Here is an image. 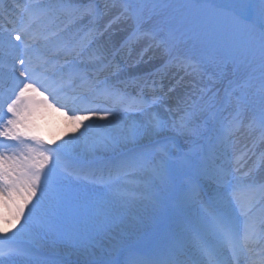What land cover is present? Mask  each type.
<instances>
[{"label":"snow or ice","instance_id":"1","mask_svg":"<svg viewBox=\"0 0 264 264\" xmlns=\"http://www.w3.org/2000/svg\"><path fill=\"white\" fill-rule=\"evenodd\" d=\"M261 5L255 15L244 0H232L227 6L205 0L175 7L165 0H112L111 6L105 3L103 9L97 0H32L19 6L15 26H0V207L11 218L0 216V222L8 225L0 226V264L31 255L30 248L18 243L19 230L7 236L22 220L25 230L36 218L45 236L70 238L85 249L91 240L90 232L99 235L110 226L105 208L77 203L67 196L63 181L74 175L78 178L74 141L53 148L31 136L28 117L36 107L55 104L67 108L77 128L84 126L81 135L93 128H104L96 124L97 119H117L114 108L139 115L138 121L122 124L115 135L100 132L91 146L128 148L106 180L101 177L109 186H117L129 169L148 170L162 180H175L179 173L172 175L169 170L167 157L171 150L163 134L172 131L203 136L200 116L214 126L207 129L215 132L212 150L217 145L227 150L233 129L244 124L248 109L244 94L238 95L235 90L227 94L225 103L234 104L227 116L224 112L228 109L216 108L214 96L205 103L193 100L176 108L169 103L185 77L195 78L201 68L190 62L179 37H191L204 45L217 43L218 37L224 38L218 24L223 17H227V38L243 48L253 71L259 72V110L253 112L249 127L258 125L264 139V0ZM169 9L170 14L162 21L153 22L160 12ZM4 11L0 0V15ZM52 13L62 14L72 25L82 27L73 36L66 35L70 32L68 25L46 33L39 24ZM104 17L109 18L101 26ZM118 25L126 26L119 45L96 47ZM124 52L129 56L136 53V63L130 67L143 64L147 70L113 83V78L119 79L125 72ZM38 96L43 99H36ZM185 166L216 186L213 198L201 199L199 183L187 193V198L199 206L210 234L223 241L235 264H264V246L254 250L250 243L256 231L264 237V179H257L252 169L242 171L238 161L232 167L217 164L207 155L200 162L182 158L180 167ZM185 183L191 184V178L186 177ZM117 195L123 198L119 190ZM215 200L225 201L238 214L221 211ZM258 205L262 214L257 218L252 211ZM192 245L202 257V264H223L221 250L209 241L197 235ZM178 256L179 252L173 253L160 264H185Z\"/></svg>","mask_w":264,"mask_h":264},{"label":"rangeland","instance_id":"2","mask_svg":"<svg viewBox=\"0 0 264 264\" xmlns=\"http://www.w3.org/2000/svg\"><path fill=\"white\" fill-rule=\"evenodd\" d=\"M220 1L224 0H206V2L215 5H219ZM226 1L230 3L228 0ZM247 1L251 10L256 14L259 13L262 5L254 0ZM2 2L5 11L0 15V26L12 29L20 11L19 6L32 2V0H2ZM39 2L48 3L50 0H39ZM51 2H54V0H51ZM97 2L103 9L105 3L111 6L112 0H97ZM165 2L171 3L175 7L188 2L201 3L205 0H165ZM170 12V9L160 12L153 22L162 21ZM108 18H103L101 26L107 22ZM218 24L220 31L224 33V38L219 39L218 37V42L212 45H204L199 40L191 37H179L180 47L190 56V62L200 65L201 68L195 78L187 76L177 86L176 92L169 101L173 108H176L178 104L183 106L184 102L190 104L193 100L205 103L214 96L216 108L228 109L224 112V115L227 116L234 104H221L225 90L233 85L240 87L243 82H246V79L252 78L256 74L259 76V72L253 71V67L250 66V58L245 55L243 48L237 47L227 38V17L221 18ZM66 25L70 27V32L66 34L68 36L76 35L82 27V25H72L66 16L58 13H52L49 18L40 22L39 27L47 33L58 31ZM125 28V25L114 27L110 33L97 42L96 47L118 46L124 38ZM13 41V43H16L15 40ZM202 52H204V56H201ZM122 57L125 72L119 79L113 78V83L118 84L120 80L126 79L129 75L141 74L142 71L147 70V66L143 64L130 67L136 63V53L129 56L127 52H124ZM118 59L121 58L118 57ZM256 85L258 86L259 83L250 85V89L241 88L236 91L238 95L244 94L247 97L248 109L243 126L233 129V134L227 142L228 148L226 151L219 145L213 151L212 145L214 142L209 141L208 145L205 144L206 137L209 134L207 129L212 127L213 124L211 121L206 124L205 117L200 116L198 123L201 131L204 132L203 136L191 137L182 134L183 136L180 135L179 137L172 131H166L163 134L162 139L167 138L166 142L171 150V155L167 157L169 170L172 175L179 173L175 180L172 178L162 180L148 170L129 169L127 175H121V177L124 176V180L120 177L117 186H109L105 183V180L110 170L119 162L122 154L127 152L128 148L114 150L102 145H96L95 148L91 146L97 141L100 132H111L115 135L122 124H130L133 120L138 121L140 117L137 113H124L120 107L114 108L113 111L118 113L117 119L111 117L107 121L97 119L96 124L105 127L102 129L93 128L85 135H81L85 131L84 126L77 128L72 119H69L71 122L68 125L59 128L56 126L55 121L46 118L45 110L41 106L36 107L28 117V129L31 136L42 140L48 147L53 148L59 144H64L65 141L76 140L73 144V154L76 159L78 178L74 175L63 181L67 196L77 203H88L89 205L105 208L109 214L110 226L106 232L99 235L90 232L91 240L87 249L81 246L78 241L70 238L60 239L54 235L45 236L36 218L29 222L26 230L21 227L22 220L7 232V236L11 237L13 233L19 230L18 243L32 250L31 255L26 258L34 264H146L144 261L134 259L133 256L148 259L152 252L161 250L163 240H158L160 232L162 235L174 238V232L178 227L190 225L191 222L194 227H197L199 230L198 235L203 240L209 241L214 247L220 249L222 252L221 257L228 258H226L227 264H235L231 251L225 247L223 241L210 234L199 206L187 198L189 189L197 183L201 188V199L215 197L216 186L210 181L198 177L195 174V169L186 166L181 168L180 163L182 158L191 162H200L207 155L214 158L217 164H231L232 167H236L238 161L242 165V171L252 169L257 179H264V139L261 137L262 130L258 125L249 127V120L253 112L259 110L258 87ZM68 94L71 95L72 93L69 92ZM47 95V93H44V96ZM201 97H203V100H201ZM49 102H51V98H49ZM76 106L78 105H71L70 107ZM100 106L111 107L110 104H101ZM62 110L68 111L66 108H62ZM72 115V112L67 113L70 118ZM165 118L167 117L165 116ZM90 123L91 121H85V124ZM258 133L261 135L260 137ZM214 136L215 132L213 139ZM115 155L119 159L116 162H114V159H107ZM111 163H114V165ZM190 175L193 179L191 178V184H187L185 179ZM101 177H104L105 180H102ZM173 183L178 187H174ZM117 190L123 195V198L117 195ZM166 192H171V196ZM173 192L176 195L173 196ZM168 202H171L170 206H168ZM214 203L221 211L230 212L233 216L238 214L225 201L215 200ZM185 206L189 215L184 212ZM0 214L3 217H8V213L3 207H0ZM261 214V207L258 205L253 209L252 215L258 218ZM155 215L158 216L153 219ZM159 218H161V221L156 224L155 221ZM0 226L8 227L2 222H0ZM83 227L81 225V229ZM145 230L150 232L142 234ZM153 232H155V237L152 240L150 239V244L152 246L155 244V246L150 251L138 250L136 247H143L147 241L144 238H147ZM181 232H184L186 238L183 245L190 244L191 252H194L197 257H194V254L190 257H184L182 254L184 252L178 250L172 241L165 237L167 238L166 244L171 247L170 250L166 249L168 258L173 253L179 252L178 258L187 264H196L198 259L202 261L198 250L192 245L194 236L190 235V230L185 228ZM254 234L260 237L256 240L250 239V243L253 245L254 250H258L260 246H264V237H261L259 231L254 232L251 237ZM123 249L129 250V253L133 256ZM15 258L6 261V264H28L25 260L19 261ZM163 260L160 258L154 264H160Z\"/></svg>","mask_w":264,"mask_h":264},{"label":"bare ground","instance_id":"3","mask_svg":"<svg viewBox=\"0 0 264 264\" xmlns=\"http://www.w3.org/2000/svg\"><path fill=\"white\" fill-rule=\"evenodd\" d=\"M250 11L252 12L251 9H250ZM37 99L39 100V99H43V98L41 96H38ZM40 106L42 109L45 110L46 118H48L49 120L55 121V124L57 127H59V128L65 127L66 125H68L71 122L69 120L71 118L67 116L68 112L61 110V108L56 106L55 104H53L51 107L46 106V105H40ZM60 141H63V140H60ZM73 141L76 142V140H73ZM0 216H2V215L0 214ZM200 262L201 261H199L198 263H200Z\"/></svg>","mask_w":264,"mask_h":264}]
</instances>
